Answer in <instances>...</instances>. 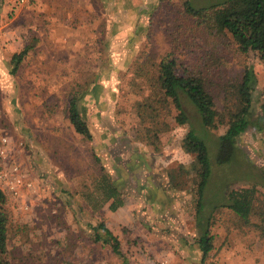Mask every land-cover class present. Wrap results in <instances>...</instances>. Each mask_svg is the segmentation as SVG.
Here are the masks:
<instances>
[{
  "label": "rangeland",
  "instance_id": "1",
  "mask_svg": "<svg viewBox=\"0 0 264 264\" xmlns=\"http://www.w3.org/2000/svg\"><path fill=\"white\" fill-rule=\"evenodd\" d=\"M184 1L44 0L48 7L57 5L44 12L40 22L34 20L41 30L37 36L31 29L36 35L30 47L43 52L45 67L36 77L24 70L20 81L9 77L15 84L12 91L0 88V128L6 129L7 138L12 133L9 145L15 144L16 162L24 174L17 195L0 184L6 196L8 264H117L119 256L108 244L93 241L86 225L104 219L105 210L99 208L104 194L97 187L103 171L122 202L125 195L134 196L135 186L145 184L144 195L156 192L159 197L152 185L170 184L175 189L172 193L169 188L170 198L178 197L175 201L194 215L196 165L182 146L189 127L208 147L211 173L201 210L206 213L203 221L209 220V233L218 234L214 224L220 223V231L239 227L232 243L221 240L222 247L243 245L239 250L250 254V264H264V131L242 133L233 159L216 164L224 126L204 127L188 100L182 106L188 124L179 125L171 101H153L159 90L156 65L174 52L180 63L204 73L219 112L229 105L225 94L245 66L251 70L256 105L264 102V64L251 52H238L228 34L213 37L201 31L186 15ZM190 1L198 7L221 0ZM77 92L91 140L76 133L68 118L69 101ZM145 101L154 102L153 115L141 107ZM148 126L157 129L156 147ZM9 154L12 158L10 149ZM242 159L247 162L242 164ZM241 188H254L248 223L239 217L235 221L237 215L221 204L223 190ZM156 209L160 211L158 205ZM217 242L215 238L219 248ZM122 247L127 252L126 245Z\"/></svg>",
  "mask_w": 264,
  "mask_h": 264
},
{
  "label": "trees",
  "instance_id": "2",
  "mask_svg": "<svg viewBox=\"0 0 264 264\" xmlns=\"http://www.w3.org/2000/svg\"><path fill=\"white\" fill-rule=\"evenodd\" d=\"M183 7L186 15L194 20L201 31L213 37L228 34L238 52L246 54L251 52L264 64V0H221L198 7H195L190 0H185ZM25 53L26 49L13 56L12 61L15 67ZM156 67L154 72L157 73L156 81L159 90L154 95L153 101L158 100L159 103L171 101L177 111L175 120L179 125L188 124L187 114L182 107L185 100H188L198 110L204 127L215 129L224 126V132L218 135L219 146L214 163L225 164L233 159V155L239 149L238 137L245 131L249 129L264 131V102L256 105V100L253 98L254 86L249 72L251 70L248 66H245L240 80L232 90L226 92L225 95L229 96V105L221 112L215 108V99L208 79L195 66L180 63L174 56V52H169L158 61ZM78 94L77 92V95L69 101L68 118L76 133L91 140L92 132L79 107ZM153 103L145 101L141 107L151 110L150 115H153ZM147 129L148 137L152 138L150 143L156 147L157 129L154 131L149 126ZM182 146L186 152L194 156L197 175L194 182L196 213H200L204 189L211 173L208 147L191 127L188 128L182 140ZM245 162H247L246 159H242V164ZM103 172H101L103 182L101 180L97 187L104 194L103 201L112 200L109 209L115 210L122 203L119 197L120 192L110 180V175ZM258 184L256 183L257 186ZM261 184L264 188V171L261 174ZM253 194L254 188L231 189L228 193L223 190L220 194L221 204L231 209L243 222L248 223V217L252 213ZM5 202L6 196L0 187V264H8L9 255ZM208 222L207 218L205 228L198 238L203 257L213 248L212 235L207 227ZM86 225L92 231L93 241H100L103 245L108 244L115 255L119 257L123 255L118 237L106 227L103 221L96 223L91 221Z\"/></svg>",
  "mask_w": 264,
  "mask_h": 264
},
{
  "label": "crops",
  "instance_id": "3",
  "mask_svg": "<svg viewBox=\"0 0 264 264\" xmlns=\"http://www.w3.org/2000/svg\"><path fill=\"white\" fill-rule=\"evenodd\" d=\"M56 5L53 3L51 6L54 8ZM51 6L48 7L44 0H31L27 4H21L18 0H0V88L2 90L12 91L15 86L13 82L20 81L22 70L28 76L36 77V74L44 69L43 52L37 47L31 48L30 45L33 43V37L36 34L38 36L41 30L38 19L44 12L50 13L53 9ZM35 19L38 22L34 21ZM31 29L35 30V35ZM24 49L26 53L15 67L12 58ZM9 77L14 79L13 82ZM5 130L4 127L0 128V135L7 136L4 134ZM12 136V133L8 136L9 140H13ZM13 144L9 145L11 160L18 164L15 158L16 147ZM162 185L155 183L152 185L154 189L159 190L161 194L159 197L156 192L148 196L144 195L145 184L138 188L135 186V192L132 193L134 196L125 195L126 200H123L115 210L109 209L111 200L100 202L99 208L103 206L105 210L104 219L100 221H103L120 241L123 255L118 258L117 264H250V254L245 249L239 250L243 245L241 247L232 245L230 247L227 243L223 247V244L221 245L223 242L221 240L226 238L232 243L231 237L236 236L234 233H238L239 227L232 225L220 231V223L214 224L213 228H216L218 234L214 232L211 234L213 248L203 257L198 238L202 233L201 226L205 224L203 221L205 211L201 210L200 213L189 216L182 202L175 201L179 199L178 197L173 198L171 194L172 198H170L169 188L173 189V187L166 184L163 188ZM119 189L121 190V187ZM163 189L166 191L161 192ZM157 205L160 211H157ZM73 217L77 222L81 220L77 213H74ZM237 217L235 221H238ZM245 225L241 227V234L246 232ZM121 231L124 232V239ZM215 238L218 239L219 248L214 246ZM123 244L126 245L127 252L123 250ZM142 244L145 246L142 247Z\"/></svg>",
  "mask_w": 264,
  "mask_h": 264
},
{
  "label": "built area",
  "instance_id": "4",
  "mask_svg": "<svg viewBox=\"0 0 264 264\" xmlns=\"http://www.w3.org/2000/svg\"><path fill=\"white\" fill-rule=\"evenodd\" d=\"M19 3L25 4L29 0H18ZM9 140L6 136L0 137V184L9 190L13 195L19 193L22 187L24 174L19 165L12 162L9 156ZM26 185H30L26 183Z\"/></svg>",
  "mask_w": 264,
  "mask_h": 264
}]
</instances>
